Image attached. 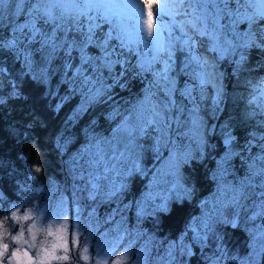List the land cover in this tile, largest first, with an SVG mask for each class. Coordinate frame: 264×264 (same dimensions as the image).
Masks as SVG:
<instances>
[{
	"label": "rangeland",
	"instance_id": "374dc122",
	"mask_svg": "<svg viewBox=\"0 0 264 264\" xmlns=\"http://www.w3.org/2000/svg\"><path fill=\"white\" fill-rule=\"evenodd\" d=\"M12 1L8 11L18 15L21 0ZM149 2L157 3L155 0ZM7 4L0 5L1 10H7ZM255 6L260 7L259 4ZM19 15V19L12 16L3 45L8 47L15 41L14 46L8 49L23 62L26 70L42 81L51 77L52 71L56 73L58 67L66 69L71 64L73 52L69 54L65 39L55 36V42L62 45L55 50L44 44L40 35L32 41L30 28L21 30L31 17L28 13ZM89 15L96 16L97 13L93 10ZM125 15L134 16L135 9H127ZM169 20V16L163 17L165 25ZM45 24L38 20L36 27L44 36H49L51 32ZM108 27L103 39L112 30L111 25ZM126 30L125 39L132 50L121 48L118 30H112V39L116 43L112 55L116 56L117 48L118 51L121 48L123 63H131L133 73L129 75L142 81L141 89L123 100L109 102L105 114L107 129L98 128L96 133L87 130V135L79 131L78 138L71 132L72 127L81 124L89 101L108 98L110 87L101 84L100 73L92 79L96 65L94 68L91 66L88 76L82 73L86 65L76 62V65L68 67L70 75L65 76V80L74 85L80 106L55 139L63 156L59 180L51 178L44 186L20 193L17 203L7 202L0 192V243H8L9 247L20 246L12 241L11 236L21 231L31 242L28 228L36 224V246L24 245L34 256L41 243L46 242L50 247L57 240L55 235L47 234L48 225L51 224L53 232H56L67 220L68 259L53 260L52 264H116L117 261L120 264H260L264 251V164L258 165L253 157L239 163L243 158L237 155L230 135L224 130V125L217 126L220 88L213 72L201 64L197 67H188L186 63L185 66L178 65L174 51L170 61L172 68L167 73L169 81H159L157 74L163 71L166 54L153 62L154 51L151 48L146 51L147 46L140 40L134 20L126 21ZM144 35L147 38L146 33ZM174 35L179 36V31ZM167 39L168 33L164 32L162 40L167 43ZM193 52L192 49V55ZM140 62L146 66L150 64V69L140 71ZM191 62L198 63L192 59ZM3 75L0 71V78ZM184 75L187 79L181 78ZM166 87L172 90L171 96L167 94ZM252 89L255 97L264 98V79ZM146 95L149 101H145ZM241 96L247 98L249 95L242 92ZM142 101L149 110L152 104L173 102L164 112L170 127L159 144L160 133L154 128L147 129L142 136L137 134L135 138L116 131L126 117H131L129 123L135 124L133 113ZM198 101L200 106L196 107ZM204 102H207V110H201L206 105ZM216 104L219 109L215 114ZM205 131L210 136L219 135L218 146L216 141L208 140ZM76 140L78 144L74 145ZM129 140L133 143L129 144ZM263 146L264 142L259 141L258 148L262 149L261 157L264 158ZM217 147L221 151L215 155ZM207 159L212 162L207 173L210 193L198 202L197 215L175 238L167 239L160 235L158 215L167 209L169 202L192 198V176L185 173V168L190 167L192 161ZM133 177L142 181L140 192L134 198L129 189ZM13 211L19 217L30 215L32 219H13ZM226 227L239 229L245 240L236 244L224 234ZM73 235L75 245L71 243ZM98 245L106 255L97 254ZM84 248L89 250L87 262L83 259ZM57 255L65 253L61 249Z\"/></svg>",
	"mask_w": 264,
	"mask_h": 264
},
{
	"label": "trees",
	"instance_id": "16d2710c",
	"mask_svg": "<svg viewBox=\"0 0 264 264\" xmlns=\"http://www.w3.org/2000/svg\"><path fill=\"white\" fill-rule=\"evenodd\" d=\"M155 1L159 2V0ZM12 2V0L7 1V10H1L0 7V44L2 45L8 36L7 28L13 21L12 16L19 19L21 17L19 14H29L37 0H22L18 15L8 11ZM230 7L235 10L238 5L233 2ZM241 11H244V7H241ZM175 18L182 19V17ZM95 22L100 26L95 30L94 43L84 49V54L90 58L85 64L79 46L84 41L83 32L87 30L86 25L83 32H65L62 29L55 32V36L58 39H65L68 45L73 40L76 41V46L71 48L73 55L68 67L76 65V62L84 67L87 66L82 73L88 76L91 66L94 68L93 65H96L92 79L100 73L101 84L110 87L108 98L104 100L103 97H99L98 100L89 101L85 110L87 113L83 115L81 124L72 127L71 132L78 138L79 131L87 135V130L96 133L98 128L107 129L108 119L105 114L109 102L135 95L142 87V81L136 76L130 77L133 73L131 63H123L124 55L121 53V48L119 51L117 48L116 56L112 55L114 59L110 57L111 60H119L121 63L109 69L103 51L104 33L109 27L99 19ZM221 23L227 25L228 19L225 18ZM45 26H48L52 33L53 25L46 23ZM261 29H264V24L253 26L257 34V42ZM246 31V24L236 27L237 33ZM194 40L196 45L193 53L199 58L198 63H192L186 51L180 50L181 45H176L175 57L179 60L178 65L185 66L186 63L188 67L191 65L197 67L201 64L205 69L209 68L213 72L220 88L217 101L220 109L217 104L215 105V114L219 109L216 116L217 126L224 125V130L230 135L231 144L237 155L243 158L239 163L253 157L258 165L264 164V158L261 157L262 149L258 148L259 141L264 142V98L255 97V91L252 89L264 79V49L234 48L232 45H237L241 41L237 40L236 35L228 27L223 28L218 34L203 38L195 36ZM229 41L232 42L231 45ZM115 47V40L110 39L108 51L112 53ZM241 53L245 55L243 61L240 60ZM0 67L4 74L0 78V192L7 202L17 203L20 201V193L32 187L44 186L51 178L59 180L63 156L55 139L77 111L80 101H77L78 96L74 94V85L71 86L70 82L65 80V76L70 75L68 67L66 69L58 67L56 73L52 71V76L42 81L26 70L23 62L5 46L0 47ZM178 76L180 78V75ZM128 77L130 80L125 83ZM181 78L187 79L185 75ZM242 92L249 96L247 98L241 96ZM204 104L206 105L201 110H207V102ZM195 106H200V101ZM205 134L208 140L216 141L218 146L219 135L210 136L207 135V131ZM80 139L77 140L81 141ZM77 140L74 145L78 144ZM220 151L221 148L217 147L214 154L218 155ZM211 168L212 162L209 159L192 161L190 167L185 168V173L192 176V198L168 203L167 209L158 215L159 229L162 232L160 235H165L167 239L175 238L197 215L198 202L206 199L211 190V183L207 180L208 169ZM131 183L129 189L132 191L131 197L134 198L140 192L142 181L133 177ZM223 232L236 244L245 240V235L239 229L226 227ZM260 264H264V251Z\"/></svg>",
	"mask_w": 264,
	"mask_h": 264
},
{
	"label": "snow or ice",
	"instance_id": "6c2138e0",
	"mask_svg": "<svg viewBox=\"0 0 264 264\" xmlns=\"http://www.w3.org/2000/svg\"><path fill=\"white\" fill-rule=\"evenodd\" d=\"M7 0H0V5H3ZM22 2V0H21ZM235 3L238 7L233 10L230 7L231 3ZM259 4L260 7L255 5ZM171 5V7H170ZM244 7V11H241ZM129 8L135 9L134 16H126L125 12ZM251 9V10H249ZM96 11L97 15H89V12ZM155 12V19H154ZM31 19L24 25L23 28H30L32 32L31 40L35 41L37 35L42 36V42L50 45L53 50L62 45L55 42V32L62 29L65 32L77 31L83 32L86 25V32H83L84 41L79 46L82 54V60L87 62L89 57L84 54V49L94 43L93 37L95 30L100 26L95 21L99 19L103 23L112 26V30L117 31V38L120 40L121 48H129V42L125 39L126 36V21L134 20L137 34L140 40L146 44V51L148 48L153 49L154 55L152 61L155 62L166 54V59L163 60L164 68L161 73H158L159 81H169L167 73L171 70L172 65L170 61L174 55L175 45L180 43L181 51L187 50L192 60L198 62L199 58L192 55V49L196 45L195 36L201 38L218 34L223 28L228 27L237 40L241 43L232 45L244 49L261 48L264 49V29L260 30L259 42H257L256 31L253 30L254 25L264 24V0H159L158 3H150L149 0H37L36 5L30 10ZM169 16L168 25L163 21L164 16ZM175 17H182L181 20H176ZM225 18L228 19V24L221 23ZM38 20H43L45 23L53 25L52 33L49 36H44L40 29L36 27ZM241 24H246L247 31L237 33L236 27ZM65 25H68L65 27ZM110 30L107 38L103 43L104 58L107 66L111 69L115 64L121 63L119 60H111V52L108 51V41L112 39L113 31ZM179 31L180 35L175 36L174 32ZM164 32L168 33L167 43L162 40ZM146 37L145 38V34ZM15 41L7 45L14 46ZM64 43H68L66 40ZM231 45L232 42L229 41ZM5 45L0 44V47ZM76 46V41L73 40L69 44V54L71 48ZM245 55L240 54V60L243 61ZM151 65L146 66L143 62L139 63L140 71H148ZM2 71V69H0ZM158 81V83H159ZM166 92L171 96L172 90L166 87ZM149 96L146 95L145 101H149ZM172 101L166 105L152 104L150 110L145 107V102L142 101L137 106V110L133 113L136 117L135 124L129 123L131 117H126L124 123L119 126L116 131L123 132L129 137L135 138L138 135H144L147 129L154 128L160 133L157 140L159 144L164 140L167 129L170 125L166 122L164 112L168 109ZM133 143L129 140V144ZM226 143H228L226 141ZM99 148V146L97 145ZM103 159V156H100ZM39 171V169H37ZM13 219L29 220L32 219L30 215L22 217L17 216L15 211L12 212ZM233 226H235L233 224ZM68 221L65 220L63 224L53 232L52 225L49 224L46 232L49 236L55 235L56 242L49 247L46 242L41 243L40 248L35 255H30L27 250L22 251L25 244L29 247H35L36 241V224H32L28 228L31 234V242L26 240L23 231L18 235L11 236L12 241L20 245L11 251L8 243H0V264H52L53 260H67V253L70 251L69 241L67 237ZM72 245L76 244V239L73 235L71 240ZM97 254H105L106 252L99 245L97 246ZM63 250L65 255H57L59 250ZM85 255L83 259L87 262L89 257L87 255L88 249H83ZM101 264V262H97ZM116 264H120L119 261Z\"/></svg>",
	"mask_w": 264,
	"mask_h": 264
},
{
	"label": "flooded vegetation",
	"instance_id": "af4514ba",
	"mask_svg": "<svg viewBox=\"0 0 264 264\" xmlns=\"http://www.w3.org/2000/svg\"><path fill=\"white\" fill-rule=\"evenodd\" d=\"M15 247H20V246H12V247H9V250L11 251ZM24 250H27L29 252V254L32 255V252L28 248H26V247L23 246L22 251H24ZM55 264H70V263H67V262H58V263H55Z\"/></svg>",
	"mask_w": 264,
	"mask_h": 264
}]
</instances>
